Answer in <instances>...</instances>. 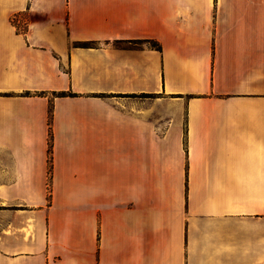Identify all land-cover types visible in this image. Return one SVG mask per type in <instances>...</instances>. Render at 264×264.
I'll return each instance as SVG.
<instances>
[{
	"label": "crops",
	"instance_id": "1",
	"mask_svg": "<svg viewBox=\"0 0 264 264\" xmlns=\"http://www.w3.org/2000/svg\"><path fill=\"white\" fill-rule=\"evenodd\" d=\"M0 264H264V0H0Z\"/></svg>",
	"mask_w": 264,
	"mask_h": 264
},
{
	"label": "trees",
	"instance_id": "2",
	"mask_svg": "<svg viewBox=\"0 0 264 264\" xmlns=\"http://www.w3.org/2000/svg\"><path fill=\"white\" fill-rule=\"evenodd\" d=\"M13 22L15 23L16 21L13 20ZM83 45H84V46H87L86 43H84ZM153 46H154L155 48L161 49V46H160L159 44H157V43H154ZM60 94H66V93H65V92H62V93H60ZM51 112H52V109H51ZM51 152H52V144H51L50 147H49V153H51Z\"/></svg>",
	"mask_w": 264,
	"mask_h": 264
}]
</instances>
